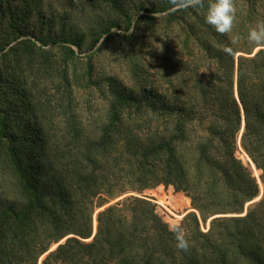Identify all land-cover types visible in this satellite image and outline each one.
Masks as SVG:
<instances>
[{"label": "trees", "instance_id": "1", "mask_svg": "<svg viewBox=\"0 0 264 264\" xmlns=\"http://www.w3.org/2000/svg\"><path fill=\"white\" fill-rule=\"evenodd\" d=\"M17 32L14 39L25 37ZM204 51L207 74L200 72L203 56L179 62V105L147 87L132 94L107 78V114L96 136L45 134L36 166L26 164L0 119L1 156L14 177L0 180V264H264V50ZM239 52L246 54L236 66L240 146L263 185L245 215L259 190L236 156ZM159 185L187 193L203 224L221 215L206 232L195 213L184 215L188 252L177 249L153 204L123 197Z\"/></svg>", "mask_w": 264, "mask_h": 264}, {"label": "rangeland", "instance_id": "2", "mask_svg": "<svg viewBox=\"0 0 264 264\" xmlns=\"http://www.w3.org/2000/svg\"><path fill=\"white\" fill-rule=\"evenodd\" d=\"M235 2L234 30L220 35L205 21L208 0L204 8L177 11H172L169 0H0V119L4 132L16 136L14 146L24 154L26 164L36 166L44 150L43 135L56 140L73 131L96 136L107 114V78L132 94L147 87L166 102L179 105L180 61L203 56L200 72L207 74L212 66L204 50L210 46L222 50L223 43H229L234 50L258 52L248 43L247 34L264 20V0ZM17 31L25 37L14 39ZM243 52L234 56V88L237 57L245 56ZM241 114L243 126L242 110ZM240 136L236 156L250 168L261 199V171L238 145ZM4 147L1 141L0 180H14L2 160ZM128 195L153 204L166 224L193 212L200 230L206 232L211 220L221 217L210 215L203 224L187 193L177 192L173 186L159 185L123 197ZM258 200L244 205L242 214ZM102 210L93 214L92 235Z\"/></svg>", "mask_w": 264, "mask_h": 264}, {"label": "clouds", "instance_id": "3", "mask_svg": "<svg viewBox=\"0 0 264 264\" xmlns=\"http://www.w3.org/2000/svg\"><path fill=\"white\" fill-rule=\"evenodd\" d=\"M169 3L173 6L172 11L205 7V0H169ZM236 14L237 7L235 0H208L205 21L218 34L228 35L234 30L237 20ZM247 41L254 45L257 51L264 50V20L257 22L254 27L249 29ZM231 43L235 44L237 41L232 40ZM222 51L226 55L231 56L234 55L235 50L233 47L226 45ZM168 229L174 234L177 249L188 252L191 242L182 227V221L169 223Z\"/></svg>", "mask_w": 264, "mask_h": 264}, {"label": "water", "instance_id": "4", "mask_svg": "<svg viewBox=\"0 0 264 264\" xmlns=\"http://www.w3.org/2000/svg\"><path fill=\"white\" fill-rule=\"evenodd\" d=\"M235 88H236V83H235ZM235 88H234V89H235ZM236 89H237V88H236ZM236 99L238 100V95H236ZM238 103H239V100H238ZM241 110H242V108H241ZM242 127H243V126H242ZM240 134H241V133H240ZM238 145L240 146V140H239V142H238ZM94 233H95V232H94ZM93 236H94V234L92 235V237H93ZM92 237H91V239H92ZM64 240H65V239H64ZM64 240H62L59 244H61ZM55 247H57V245H55L54 248H55ZM54 248H52V249H54ZM52 249H51V250H52Z\"/></svg>", "mask_w": 264, "mask_h": 264}, {"label": "bare ground", "instance_id": "5", "mask_svg": "<svg viewBox=\"0 0 264 264\" xmlns=\"http://www.w3.org/2000/svg\"><path fill=\"white\" fill-rule=\"evenodd\" d=\"M234 93H235V97H236V95H237V89H236V88L234 89ZM237 101H238V100H237ZM238 104L240 105V102H239ZM252 167H253V166H252ZM253 169H254V168H253ZM257 171H258V170H257ZM255 172H256V171H255ZM259 172H260V171H259ZM259 174H260V173H259ZM254 175H255V174H254ZM258 199H259V196H258V198H257L256 200H258ZM247 205H248V204H246V207H247ZM246 207H245V208H246Z\"/></svg>", "mask_w": 264, "mask_h": 264}]
</instances>
